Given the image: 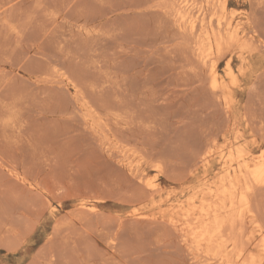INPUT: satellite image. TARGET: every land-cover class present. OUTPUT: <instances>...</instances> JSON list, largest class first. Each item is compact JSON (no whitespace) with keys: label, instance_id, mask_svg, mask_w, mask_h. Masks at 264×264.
<instances>
[{"label":"rangeland","instance_id":"374dc122","mask_svg":"<svg viewBox=\"0 0 264 264\" xmlns=\"http://www.w3.org/2000/svg\"><path fill=\"white\" fill-rule=\"evenodd\" d=\"M263 153L264 0H0V264H214L264 239ZM241 167L246 220L201 244Z\"/></svg>","mask_w":264,"mask_h":264},{"label":"bare ground","instance_id":"6f19581e","mask_svg":"<svg viewBox=\"0 0 264 264\" xmlns=\"http://www.w3.org/2000/svg\"><path fill=\"white\" fill-rule=\"evenodd\" d=\"M186 11L183 10V12H182L181 9H180V11L177 10V13H175L176 14L175 18H177L176 21L179 22L178 25L180 24V26L184 27L183 29H185V30H187L186 28H189L191 30V32H192L193 29L195 28V24L193 22H189L187 20V18H186V13L187 12ZM208 38H206L208 47L209 46L212 47V45H213L212 43L213 42L210 39L211 36L208 37ZM215 39H217V37H215ZM216 43H217V41H216ZM207 52H202L200 50L201 54H199L200 57L198 55V57H199L198 59L202 58V61L205 64H208L210 62L209 68H210V73H211L212 78H213L214 87H219L220 81H219L217 67H216V65H215V63L213 61H212V63H211V61H209V58H208V54L209 53H207ZM210 56H212L211 53H210ZM218 89L220 90V88H218ZM236 154H237V152H236ZM241 155H242V159H243V154L241 153ZM234 156H235V154H234ZM230 159H231V157H230ZM256 160H257V158H256ZM244 163H245L244 165H246L247 172H250L251 175H253L256 179H261L264 176V155H261L260 160L258 162H256L253 166L251 164H249V162H244ZM237 164H239V163H237ZM242 167L239 169L238 175H236L235 177H232L228 181L226 180L225 182L222 183V185H221L222 189L217 194V196L219 198V199L217 198V200H219V201H217L216 205H214L213 207L203 208L201 210L200 214L195 218L196 221L199 222L194 229L195 230L197 229V232H198L199 236L201 237V238L197 237V238H199L201 240L200 243L204 242L205 244H211L212 245L215 242L216 239H218L219 237H223L224 235L227 234L226 230L228 231L229 229L238 228V226H237L238 222H241V224H242L243 219H245L243 217L245 215H243V214H245L246 212L243 211V209L246 207V205H248L247 204L248 203V197L243 193V190H242L243 185L241 183V179H239V176L243 175V168ZM245 173H246V171H245ZM246 177H248V176H246ZM255 178H253V179H255ZM143 180H144V177H143ZM150 181H153V180L150 179ZM247 210H248V208H247ZM193 215H194V213H193ZM190 216H191V214H190ZM194 217H193V219H194ZM244 222H246V221H244ZM242 228L243 227L241 226V229ZM242 235H243V232H242ZM239 238L236 237L231 242V244H229V245L228 244H219V246H218L219 248L214 247L215 249L213 250L212 253H210L208 250H206V251H208V253L210 255V258L212 260H214V264H241L244 261L246 263V260H247L249 254H250V250L252 251L251 245L255 244L256 248L259 247V246L260 247L261 246L264 247V241H263L264 239L263 240L260 239L261 242H258V241L256 242V240H247L248 242L251 241V242H249V246H247L248 242L243 241L241 238L240 239ZM240 240H242V242H244V243L246 242L245 243L246 245H244V243L242 245L241 242H239ZM204 243H201V244H204ZM203 246H206V245H203ZM200 251L202 253V249ZM199 254H200V252H199ZM199 254H197V255H199ZM200 256H203V254L200 255ZM204 256H205V254H204ZM210 258H208V260ZM209 261H207V262H209ZM204 262H206V261H204Z\"/></svg>","mask_w":264,"mask_h":264}]
</instances>
